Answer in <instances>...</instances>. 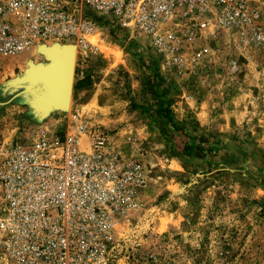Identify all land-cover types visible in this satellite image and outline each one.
<instances>
[{
    "label": "rangeland",
    "instance_id": "obj_1",
    "mask_svg": "<svg viewBox=\"0 0 264 264\" xmlns=\"http://www.w3.org/2000/svg\"><path fill=\"white\" fill-rule=\"evenodd\" d=\"M251 1L264 26V0ZM99 25L89 36L99 51L76 52L67 108L41 121L1 86L25 58L46 63L32 52L45 43L0 54V143L78 112L109 131L120 161L141 164L138 206L113 228L114 264H264V44L222 32L211 54L173 63L147 39Z\"/></svg>",
    "mask_w": 264,
    "mask_h": 264
},
{
    "label": "built area",
    "instance_id": "obj_2",
    "mask_svg": "<svg viewBox=\"0 0 264 264\" xmlns=\"http://www.w3.org/2000/svg\"><path fill=\"white\" fill-rule=\"evenodd\" d=\"M107 23L158 54L202 59L222 32L264 44L251 0H0V54L39 43L99 51L89 36ZM109 131L78 112L55 127H25L0 143V260L4 264H114L113 228L134 213L145 172L120 161Z\"/></svg>",
    "mask_w": 264,
    "mask_h": 264
},
{
    "label": "water",
    "instance_id": "obj_3",
    "mask_svg": "<svg viewBox=\"0 0 264 264\" xmlns=\"http://www.w3.org/2000/svg\"><path fill=\"white\" fill-rule=\"evenodd\" d=\"M58 46L61 47L41 51L46 63L38 62L37 66L32 67L29 65L21 75L7 80L1 86L2 91L21 93V102L27 104L28 112L36 121L43 120L55 110L67 108L69 104L76 46L72 43H58ZM33 75L34 79L31 80L30 76ZM34 82L37 85L39 82L40 87L35 88Z\"/></svg>",
    "mask_w": 264,
    "mask_h": 264
},
{
    "label": "bare ground",
    "instance_id": "obj_4",
    "mask_svg": "<svg viewBox=\"0 0 264 264\" xmlns=\"http://www.w3.org/2000/svg\"><path fill=\"white\" fill-rule=\"evenodd\" d=\"M55 47H61V46H58V43H53V44H50V43H45V44H41V45H39V48H35V49H33V51L32 52H34V53H37V52H40V53H42L43 51H46V50H49V49H53V48H55ZM42 51V52H41ZM75 54H76V51H75ZM24 63H26V65H27V69L30 67L29 65H31V67L32 66H37L35 63H34V61H31L30 59H28V58H25L24 59ZM45 63V62H44ZM33 64V65H32ZM34 69H36V67L34 68ZM28 71V70H27ZM31 72H34V70H30ZM37 74V73H36ZM30 79L32 80V79H34V75L33 76H30ZM37 82V81H36ZM34 84H36V87L35 88H37V87H40V83L38 82V85H37V83H35L34 82ZM70 101V100H69Z\"/></svg>",
    "mask_w": 264,
    "mask_h": 264
}]
</instances>
